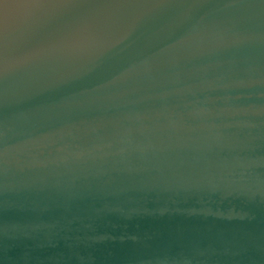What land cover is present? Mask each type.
Returning <instances> with one entry per match:
<instances>
[{
  "label": "water",
  "instance_id": "obj_1",
  "mask_svg": "<svg viewBox=\"0 0 264 264\" xmlns=\"http://www.w3.org/2000/svg\"><path fill=\"white\" fill-rule=\"evenodd\" d=\"M0 264H264V0H0Z\"/></svg>",
  "mask_w": 264,
  "mask_h": 264
}]
</instances>
